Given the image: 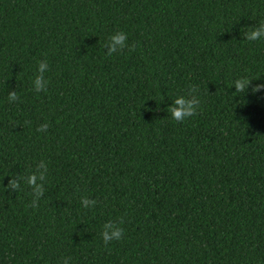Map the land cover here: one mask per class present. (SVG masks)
I'll return each mask as SVG.
<instances>
[{"label": "trees", "instance_id": "1", "mask_svg": "<svg viewBox=\"0 0 264 264\" xmlns=\"http://www.w3.org/2000/svg\"><path fill=\"white\" fill-rule=\"evenodd\" d=\"M261 21L264 0H0V178L48 167L35 209L0 190V264H264V38L239 31ZM117 31L135 51L107 57ZM241 77L260 79L233 98Z\"/></svg>", "mask_w": 264, "mask_h": 264}, {"label": "clouds", "instance_id": "2", "mask_svg": "<svg viewBox=\"0 0 264 264\" xmlns=\"http://www.w3.org/2000/svg\"><path fill=\"white\" fill-rule=\"evenodd\" d=\"M240 33L244 40L246 41H256L264 38V21H261L258 26L250 28H241ZM128 36L123 31H117L116 33L107 37L106 42L103 47L106 49L105 56L111 57L113 54L121 53L123 50L127 49L129 52L135 51V44L127 43ZM49 70V64L46 59L41 60L37 64V74L32 80V89L35 92H44L47 90L48 81L45 79L44 73ZM260 77H241L233 81L232 85L228 88H235V91L230 95L233 98L243 97L246 91L249 89V85L252 81L259 80ZM264 90V83L252 85L250 92L255 94ZM227 92V91H226ZM198 88L196 86H190L184 95H178L172 101L171 106L166 108L168 114L176 122L180 123L187 118L193 117L197 114V109L201 103L199 96L197 95ZM163 99V96H162ZM7 100L9 103L19 102L20 97L18 93L13 90L8 92ZM243 101H238L242 103ZM160 109L157 108L156 111ZM49 125L47 123L41 124L36 128L38 133H46ZM48 167L44 161H40L35 168V171L30 172L26 176L16 175L12 176L6 186L2 184L3 178H0V190L2 192L16 193L21 190V182L26 184L31 189V202L28 207L37 208L39 206V201L43 197L45 192L44 184L47 180ZM81 206L85 209H91L96 206L97 201L95 199H89L87 197H81ZM123 224V219L119 218L116 221L109 220L102 225V231L100 233L103 244L108 246L113 241H119L123 237L124 229L121 227ZM71 257H63L59 264H69Z\"/></svg>", "mask_w": 264, "mask_h": 264}]
</instances>
